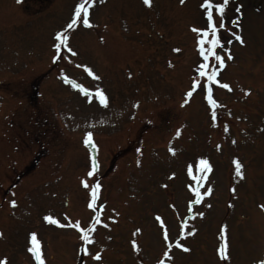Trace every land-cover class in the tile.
Segmentation results:
<instances>
[{
  "label": "rangeland",
  "instance_id": "1",
  "mask_svg": "<svg viewBox=\"0 0 264 264\" xmlns=\"http://www.w3.org/2000/svg\"><path fill=\"white\" fill-rule=\"evenodd\" d=\"M78 3L87 4L90 26L81 19L69 29ZM202 3L0 0L4 264L36 261L32 233L44 264L264 260V0H229L223 29L213 7L224 67L209 60L218 68L211 83L197 73L199 49L209 46L200 39L213 38L210 30L203 36ZM58 32L72 52L54 47ZM88 132L94 147L84 143ZM200 158L213 169L201 193L211 191L180 234L192 200L185 169ZM96 184L100 197L90 208ZM77 222L94 226L91 242ZM175 238L187 250L169 247Z\"/></svg>",
  "mask_w": 264,
  "mask_h": 264
},
{
  "label": "snow or ice",
  "instance_id": "2",
  "mask_svg": "<svg viewBox=\"0 0 264 264\" xmlns=\"http://www.w3.org/2000/svg\"><path fill=\"white\" fill-rule=\"evenodd\" d=\"M181 2H183V0H181ZM228 2H229V0H216L215 4H213L212 0H203V3L201 5L202 7L206 8L207 22H208V28L202 30L203 31V36L207 37L208 33H209V30H210L211 31V35H212L213 38L210 39V40H207V41L203 37L200 39V42H199L200 45H203L204 43H207L209 46L207 48H205L203 46L200 47V55L203 57L204 63H201L200 66L197 68V73H198V77H200V78L206 77V80H207L208 83H211L215 79V77L217 76V72H218V68H217L216 64H209L208 63L209 57L211 56L216 62H218L219 68H223L224 67V59L216 51L217 47L223 48V43H222L221 39L219 38V36L217 35L218 29H217V26H216V24L214 22L212 9H213V7H215L216 12L221 14V20H220L219 28L223 29L224 28L223 12H224V8L227 6ZM88 3L89 4L92 3V0H88ZM144 3L145 4H149L150 0H144ZM237 11H239V9H237ZM82 12H83V21H82L83 24L85 26H90V22H89V19H88V10H87V8L84 7L83 4H79L78 3L76 5V7H75V12H74L73 19H72L71 23L68 24V28L69 29H71L74 25H76V23H77V19L76 18L80 17ZM233 23H235V21H233ZM237 27H238V25H237ZM233 35H234L236 40H238L241 43H243V40L241 39V37L238 34L233 33ZM56 38H57V40L60 41V43H57V44L54 45V47L58 51H59V49L61 47H65V48H67V50L69 52H72V49L70 47H68V45H67V33L64 34V39H61V33L58 32V33H56ZM228 43H231V41H228ZM225 51H227V49H225ZM74 54L75 53H73V55ZM231 58L232 57L229 54L228 59H231ZM54 59H56V57H54ZM88 72H89V75L93 74L91 69H88ZM216 82L219 83V81H216ZM198 84H199V79H195L193 81L192 89L188 93H186V95L187 96H191L192 91L195 90V88L197 87ZM73 87H77L75 82H73ZM79 87H80V90L82 92H87L88 91L87 89H84L82 85H80ZM201 87H203V86H201ZM223 87L228 88L229 86L227 84H224ZM208 92L209 93L211 92V88H208ZM96 96L98 97L99 103L101 105L107 106V103H108L107 97H106V95L104 94V92L102 90L97 89L96 90ZM208 101H209L210 105L213 106V108L216 107L217 101L214 100L211 95L208 96ZM212 115H213V119H215L216 113L213 112ZM177 134H179V132ZM91 136H92L91 132L86 133V136H85V139H84V143L86 145H92L94 147V144L91 141ZM169 151L173 152V154H174V149L170 148ZM93 164L95 166V161L93 162ZM199 164L204 166L203 170H207V171L211 170V165L208 164V161L206 159H201L199 161ZM240 168H241V165L237 162L236 163V170H237L238 173H240ZM188 173H189V175H191V173H192L191 165H189V167H188ZM88 175L91 176L92 172L90 171L88 173ZM193 179H196V177H193ZM85 187H87V184H85ZM99 187H100L99 184H96V185L93 186V191H92L93 200L96 199V195H97L96 189H98ZM210 191H211V189L209 188L208 192L203 193V195H208V193ZM196 196H197L196 202L199 203V198L201 196V193H199L197 191L196 192ZM10 203L13 206H15V201H11ZM88 206L90 208L94 207L93 203H89ZM262 207H264V206H262ZM201 215H202V213H201ZM44 219L47 220V221H51L52 223H56V224L59 223V221L53 219L51 216H45ZM156 219L160 220V217L157 216ZM76 227L81 231L82 234H84V235H82V238L85 239L88 242H91V240L87 236V233L91 232L93 230L94 226H90L88 228H80L79 222H77L76 223ZM137 231H139V229H137ZM31 239H32V242L35 244V247H30L28 250L33 253L34 258L37 261V264H44V261H43V259L41 258V255H40L39 241L36 239V234L35 233L31 234ZM165 239H167L166 234H165ZM179 246L183 247V245H179ZM169 247H170V245H169ZM185 250H187V249H185ZM165 255L167 256L168 254L165 253ZM95 258L99 259V253L96 254ZM0 264H4V262L2 260H0ZM259 264H264V260H261L259 262Z\"/></svg>",
  "mask_w": 264,
  "mask_h": 264
}]
</instances>
